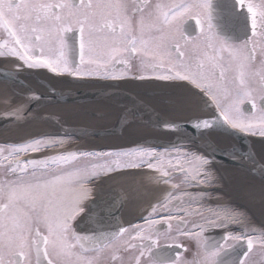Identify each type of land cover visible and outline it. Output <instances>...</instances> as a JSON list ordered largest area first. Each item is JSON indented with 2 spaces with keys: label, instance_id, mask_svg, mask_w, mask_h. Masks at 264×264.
<instances>
[{
  "label": "snow or ice",
  "instance_id": "snow-or-ice-1",
  "mask_svg": "<svg viewBox=\"0 0 264 264\" xmlns=\"http://www.w3.org/2000/svg\"><path fill=\"white\" fill-rule=\"evenodd\" d=\"M236 2L246 7L251 36L241 47L222 49L228 53L227 66L216 54L212 36L203 35L197 43L192 34H186L183 21L187 17L195 20L197 28L202 24L197 10L206 5L197 0L154 6L136 4L132 11L140 14L138 35L133 33L128 6L121 0H0V57L18 61V68L46 69L54 77L187 81L208 97L218 114V119L191 117L194 128L209 130L222 122L241 133L264 137V59L259 68L253 64L257 50L264 57V0ZM146 7L150 9L147 13ZM69 33L78 34V59L68 42ZM189 41L193 43L191 56L183 47ZM137 57L144 71H132L130 61ZM116 65L123 66L119 74ZM230 71L234 76L229 80L226 73ZM157 87L167 90L184 85L163 83ZM162 95L161 105L172 106L169 97L176 93L164 91ZM245 101L254 115L246 116L241 110ZM203 103L207 105V101ZM141 106L142 101L134 102L129 112ZM20 114L19 108L13 113ZM165 127L177 125L166 123ZM69 138L67 133L41 134L0 147V165L7 161V173L16 177L0 181V198L5 200L0 203V264H31L33 253L36 264H99L101 254L117 243L125 251L139 253L132 255L128 264H146L145 255L150 264H181L179 253L174 259L159 258L156 254L161 237L178 236L197 242L198 252L186 264H217L216 258L225 249V243L210 242L204 233L209 228L228 229L234 224L246 231L240 235L229 233L223 240L246 239L248 251L238 264H250V254L257 245L264 250V230L250 234L256 229L246 213L206 205L212 193L204 190V186L218 183L207 155L190 153L176 145L159 149L139 143L106 150L54 151L62 148ZM29 154L44 155L29 157ZM79 160L96 163L72 169L70 166ZM144 169L158 173L149 176L150 181L170 185V189H165L167 194L151 205V211L143 218L144 225H130L131 232L120 227L118 231L98 235H79L73 231V221L84 212V202L92 197L91 182L102 181L117 172L142 176ZM50 170L58 171L49 176ZM177 180L178 183L174 182ZM160 223L167 224L169 233L175 228V236L161 233L157 227ZM137 240L142 243H132ZM175 247L181 245L176 243Z\"/></svg>",
  "mask_w": 264,
  "mask_h": 264
},
{
  "label": "bare ground",
  "instance_id": "bare-ground-1",
  "mask_svg": "<svg viewBox=\"0 0 264 264\" xmlns=\"http://www.w3.org/2000/svg\"><path fill=\"white\" fill-rule=\"evenodd\" d=\"M9 72L12 77L23 81V84H16L14 86L10 84H4L5 82H0V115L2 121L7 120L6 118H3V114L7 115L6 113H8L9 110L16 108L22 103L21 101L24 100L22 94L25 93V87L31 88L38 95H44L45 93L49 94L51 91L59 92L61 90H71L76 92L83 90V93H85V90L91 91L99 87L105 89L110 87L106 81L98 79L95 80L96 82H89L87 80L88 83H79V86L78 84L69 86L67 83L64 84V82L57 79H52L51 81L46 79L44 80V78L40 75L36 76L37 78L33 76H25L23 71L19 69H13ZM126 87L132 89L130 86ZM14 89L16 92L13 91ZM157 89L159 90V93L161 91L173 93L171 89L161 90L157 87H150L147 90L139 88L138 86H135L134 90L124 91L130 93L134 100L142 101L143 107H148L150 111L162 119L179 121V119L184 120L195 116V113L190 107L191 103H189L186 98H183L180 94H176L174 97H169L173 101L172 106H162L160 100L164 97L162 94H156ZM151 90H153L154 93L150 92ZM85 94L87 96L91 95L89 93ZM19 96L22 97L20 98ZM67 97L68 96H66L65 101L63 100L62 102H52L45 104L36 110V112L40 114L59 118V120H62L61 122H64V124L69 127V130L72 128L73 131L77 132V136L68 135L70 138L67 139L65 145L62 148H58L54 151H77L80 149L101 150L102 148V150H106L110 148H118L123 145H129L131 143H133V145L139 143L148 147L163 149L171 148L172 146L169 147L166 144L174 143L176 141L175 134L168 131L153 129L147 125L137 124L131 121L125 123H123V121L118 122V120H120V118L123 119V116L125 115L124 112L126 109L123 106L109 102L107 103L105 101H97L94 103L89 101L74 102L73 100H67ZM2 124L3 122L0 123V125ZM124 129H127V131H123ZM93 131H97L98 133L93 134ZM211 131H214V133H211V136L206 133L207 131H204V135L206 136L207 140H211L213 144L222 150H229L227 152L231 155L238 156L239 147L232 136L220 130ZM59 132L58 125L52 122L41 123L37 121H28L25 123H6L0 128V143L3 145H10L12 143L25 142V140L27 141L28 139H31L37 135H57L53 133ZM152 140L154 141L153 145L150 143ZM176 146L183 149H188V151L191 150L189 151L190 153H197L194 151V148H197L200 152H203V155H207L202 149L190 143H181L177 144ZM248 151L250 152L252 158L264 164V146H261L257 143L248 142ZM40 155L44 154H29V157ZM29 157H22V159H27ZM210 160L212 159L210 158ZM212 163L214 164L213 161ZM229 163L230 164L227 163L220 166H216V164H214L216 167L210 164L211 171L216 176L218 183L212 187L204 186V190L212 193V198L208 199V205L207 203L206 205L214 209L222 210L226 207V211L244 212L249 217V214L245 211V208L248 207V202H250L249 199H256V195H259V200L264 204L263 182L260 176H256L255 174H252L245 169L232 164L231 162ZM6 164L7 161H5L3 165ZM144 173H148V177L158 175L148 169H144L143 174ZM131 178L133 179V186L138 188L137 191L133 192L130 188V185H132L130 182L132 180ZM135 179L137 180L134 181ZM147 181L148 182H144L143 175L139 177H132L122 173H116L115 175L103 177L102 181L91 182L89 187H92V189L97 187L106 189L110 187L111 189L109 190L111 192H116L118 195L123 193L127 199V204L124 208L122 219L126 224L127 222L129 223L131 221L136 222L137 212H146L149 210L153 202H156L157 200L159 201L164 195H166L165 192L167 191H165V189H170L168 185V187H163L162 184H157L156 181H150L149 179H147ZM147 187L150 188L146 189ZM162 190L165 192H161ZM195 190L197 191L199 189H192V191ZM94 192L95 191H93L92 197L94 196ZM226 193L230 194H227L229 195L227 198L224 197V194L226 195ZM233 198L241 200L242 203L245 201V208L241 205V203H239L240 205H235ZM90 199L85 201V204L83 205L84 212H82L76 218L74 226H76L77 222H82L84 213L86 211L85 205L90 201ZM257 202L252 201L253 208L256 209V212L262 213V215H264V209L261 212L257 210V207H259ZM251 214L253 215V213ZM161 215H164V213H161ZM249 218L252 222V228L256 229L255 232H250V234L253 235L255 233V235H257L260 231L264 230V224L261 225L259 222H257V224L252 221L251 217ZM239 226L240 225L235 224L231 225L228 228V234L232 231V235H239ZM222 230L223 229L209 228L206 231L208 232L207 235L209 241H214L213 235H216L217 231L222 233ZM244 230L246 231L245 228ZM206 232L204 233V236H206ZM239 241H245L247 247L246 239H241ZM247 251L248 249H246V252Z\"/></svg>",
  "mask_w": 264,
  "mask_h": 264
},
{
  "label": "water",
  "instance_id": "water-1",
  "mask_svg": "<svg viewBox=\"0 0 264 264\" xmlns=\"http://www.w3.org/2000/svg\"><path fill=\"white\" fill-rule=\"evenodd\" d=\"M72 46L76 50V45L72 44ZM75 54L77 57V51ZM0 82H5L4 84H10L14 86L16 84H23V81L12 77L9 71L2 69H0ZM71 82L78 84L88 83L87 80L79 79H72ZM106 83L110 85V87L107 89L99 87L91 91L85 90V93L91 94L89 96L83 93V90H79L77 92L71 90H61L59 92L51 91L49 94L45 93L44 95H38L31 88L25 87V93L23 92L24 94H22L24 98V100L21 101L22 103L16 108L9 110V114H3V118H6L7 120L2 121L0 115V123L3 122V124L0 125V128L6 123H25L28 121H37L41 123L52 122L58 125L60 131L59 133L53 134L63 135L64 133H67L69 136H77V132L73 131L72 128L69 130V127L65 125L64 122H62L61 126L60 122L62 120H59V118L40 114L36 112V110L45 104L52 102H62L63 100L65 101L66 96H68L67 100H73L74 102L89 101L94 103L97 101H105L107 103L109 102L123 106L126 109L123 119L120 118L118 122L123 121V123H125L131 121L137 124L147 125L153 129L164 130L173 133L176 136V141L174 143L166 144L167 146L171 147L172 145L181 143L193 144L202 149L212 159L216 166L227 163L230 164L229 162H231L232 164H235L236 166L245 169L256 176H260L264 185V174H262L264 173V164L252 158L250 152L248 151V138H250V136L237 130H233L224 125L222 122L218 126L209 129L223 131L235 139L239 147L238 156L231 155L227 152L229 150H222L213 144L211 140H207L206 136L204 135V131L208 130H197L192 126L190 118L184 120L179 119V121L165 120L150 111L148 107L145 108L143 106L135 109L133 112H129V109L132 108L133 103L138 102V100H134L130 93L124 91L117 84L108 81H106ZM13 91L16 92L15 89ZM22 96L19 97L21 98ZM37 97H39V99H37ZM201 97V103L204 106V109L212 113L211 118L218 119V114L216 113L215 107L211 104V101L208 99V97L205 95H201ZM203 101H207V105L203 103ZM17 108L21 109V114L13 115ZM166 123L175 124L177 127L166 128ZM97 131H93V134H97ZM153 142L154 141L152 140L150 143L153 145ZM109 189L111 188L109 187L106 189H101L97 187L95 189L94 196L85 205L86 211L84 213L82 222L76 223L75 232L77 234L98 235L100 232L118 231L120 227L125 226L124 220L122 219V214L127 204V199L123 193L118 195L116 192H111ZM207 234L208 232H206L205 237L208 239ZM223 237L224 235L219 231L216 232V235H213L214 241L221 243L224 241ZM246 249L247 247L245 241L237 242L231 247L224 249L220 253V255L216 258L217 264H238V261L246 252Z\"/></svg>",
  "mask_w": 264,
  "mask_h": 264
},
{
  "label": "flooded vegetation",
  "instance_id": "flooded-vegetation-1",
  "mask_svg": "<svg viewBox=\"0 0 264 264\" xmlns=\"http://www.w3.org/2000/svg\"><path fill=\"white\" fill-rule=\"evenodd\" d=\"M75 2H78V0H75ZM121 2L127 4L128 6L127 15L131 18L133 33L138 35L139 34L138 21L140 20V14L134 13L132 11V9L136 6V4L141 3L149 6H154L157 3L172 4L176 2H181V0H121ZM185 2H191V0H185ZM197 2L201 5H206V7H200L197 10V15L202 21L201 27L197 28L195 24V20L192 17H187L183 21V27L186 30V34L187 32L192 34V38L196 40L197 43L200 42L199 38H202L203 35L212 36L213 37L212 44L216 50V54L223 58L222 63H224V65L227 66L228 53L226 51H222V49L227 47H231V48L241 47L244 44L245 39L251 36L250 20L248 17L246 7H241L240 5H238L236 0H197ZM254 2L259 3V0H254ZM149 10L150 9L146 7L145 13H147ZM77 35H78L77 33H69L68 42L69 44L76 45L77 59H78V45L76 43ZM145 35L147 36L148 33H145ZM0 36H2V33H0ZM183 47L186 54L191 56L193 52L192 41H189V43ZM209 51L211 52L212 49H209ZM262 59H264V57H261L259 50H257L256 58L253 61L255 67L259 68ZM18 63H19L18 61H15L11 57H0V69L2 70L12 71L13 69L14 70L19 69L23 71L25 76H29V77L33 76L37 78L36 76L40 75L44 78V80L46 79L51 81L52 79H57L64 82V84L67 83L69 86L78 84L71 82L72 79H75L73 77H69V76L54 77L53 74L49 73L46 69L30 70L27 69L26 67L18 68L17 67ZM130 63L133 72L144 71V68L142 67L140 59L138 57L132 58ZM115 69L117 71V74H119V72L123 71V66L116 65ZM233 76H234V72L230 71L226 73V77L229 80ZM86 80L91 82V81H95L96 79H86ZM98 80L113 82L118 86H120V88H122L123 90H128V91L134 90L135 86L148 90V88L150 87L155 88L157 87V85L163 83H175V84L184 85L183 88H172L171 90L173 93L182 95L183 98H186V100L189 103H191L190 107L195 113L194 117L198 116V117L211 118V116H209V111L204 109V106L201 103V99H202L201 95H205V94L200 92L198 88H195L187 81L162 82V81H154V80L140 81V80H131V79L115 80V81L105 80V79H98ZM126 86H130L132 87V89H129ZM150 92L154 93L153 90H151ZM162 92L163 91L159 93V90L157 89L156 94L161 95ZM193 93H195V95H193ZM259 104H260V100L259 98H257V105H258L257 113L259 112ZM240 108L246 116L250 114L254 115V113H252L251 105L247 101L241 104ZM206 133H208V135L211 136L212 135L211 133H214V131L208 130ZM244 134L250 136V138H248L249 143H257L261 146H264V137H261L259 135L253 136L248 133H244ZM0 159H2V157H0ZM5 166L6 165H0V170H2L1 168ZM2 180H6V176L3 177L0 175V181ZM0 199H2V201L4 202L3 198ZM157 202L158 200L153 203H157ZM150 211H151V207L146 212H141V211L137 212L136 222H132V221L129 223L127 222L124 227L128 228L129 231L131 232L132 229L130 228V225L132 224L144 225L143 218L147 216L148 212ZM162 216L163 215H161V217ZM74 225H75V220L73 221V231H75ZM157 227L160 229L161 233H168L169 235L175 236V228H173L169 233L167 224L160 223L159 225H157ZM41 231L46 233V229L43 226H41ZM127 237H128V233H125L124 238ZM72 242L75 243V241ZM132 243L140 244L142 242L137 240V241H132ZM176 243H179L181 247L176 248L175 247ZM197 252H198L197 242H193V238L187 236H178L175 237L174 239H164L163 237H161L159 241V246L156 249L157 256L159 258H164V259H170V258L174 259L176 257V254L179 253V259L181 261V264H186V262H191L193 260L194 255ZM113 254L115 255L116 259H113ZM138 254H139L138 252L133 253L131 249L125 251L123 247L119 243H117L114 246V248L105 250V252L101 254L99 264H128L129 258L132 255H138ZM89 255H95V254L90 253ZM143 259L146 262V264H150L147 255H145ZM31 264H36L34 253L32 254L31 257Z\"/></svg>",
  "mask_w": 264,
  "mask_h": 264
},
{
  "label": "rangeland",
  "instance_id": "rangeland-1",
  "mask_svg": "<svg viewBox=\"0 0 264 264\" xmlns=\"http://www.w3.org/2000/svg\"><path fill=\"white\" fill-rule=\"evenodd\" d=\"M18 99V98H17ZM20 100V99H19ZM99 128V127H98ZM26 141V140H25ZM19 143H22V142H19ZM19 143H12V144H19ZM132 145H133V143H131ZM4 146H6V145H3V144H1L0 143V147H4ZM80 148V147H79ZM119 148V147H118ZM103 149V148H102ZM101 149V150H102ZM80 150H82V149H80ZM89 150V149H88ZM99 150V149H98ZM186 150H188V149H186ZM78 151V150H77ZM189 151H191V150H189ZM194 151H196L197 153H199V154H202L203 152L201 151H199L197 148H194ZM7 153L5 152L4 153V155H6ZM100 162H102V161H100ZM92 163H96V161H89V160H79V161H77V162H75V163H73L70 167L72 168V169H76V168H85V167H90V165L92 164ZM212 166H215L213 163H212V160H211V163H210ZM216 167V166H215ZM2 170H0V175L1 176H6V180H8V179H15L16 177L15 176H11L9 173H7V171H6V167H2L1 168ZM218 169V168H217ZM217 169H215V170H217ZM53 171H58V170H50L49 172H48V175L49 176H51L52 174H53ZM142 172H143V170H142ZM119 172H117V174H118ZM155 173V172H154ZM116 173H112V174H110V175H115ZM147 174L148 173H144L143 174V177H144V182H148L147 181V179H148V176H147ZM155 174H158V173H155ZM137 177H139V176H137ZM132 179V178H131ZM137 179H135L134 181H136ZM131 182V184L132 185H130V188H131V190L134 192V191H137V187L136 186H133V179L130 181ZM174 182H179L178 180L177 181H174ZM157 183V182H156ZM103 184V183H102ZM158 184V183H157ZM161 185V184H160ZM162 186L163 187H170V185H168V186H166V185H163L162 184ZM156 187V186H155ZM258 187V186H257ZM150 188V187H149ZM148 187L146 188V189H149ZM154 188V187H153ZM95 189L96 188H93V191H95ZM163 189V188H162ZM166 191V190H165ZM165 191H161V192H165ZM196 191V190H195ZM137 193V192H136ZM166 194H167V192H165ZM227 194H229V193H226V195L224 194V197H226L227 198V196H229V195H227ZM258 196V197H257ZM259 195H256V199H253V198H251V199H249V201L250 202H248V204H247V206L248 207H244V205H245V201H243V203H242V201L241 200H238V199H235V198H233L234 200H233V202L235 203V205H238L239 203H241V205L245 208V211L249 214V217H251V219H252V221H254L255 223H257V222H259V224H264V215H262V213H259V212H256L255 210L256 209H254L253 208V203H252V201H258L259 200ZM153 201V200H152ZM152 201H150V202H152ZM208 199H207V201H206V203H207V205H208ZM4 202H5V200H4ZM0 203H3V201H2V199H0ZM258 204H259V207H257V210L258 211H262L263 209H264V204H263V202L262 201H258L257 202ZM84 204H85V202H84ZM83 204V205H84ZM153 204H155V203H153ZM82 205V206H83ZM240 205V204H239ZM250 207V208H249ZM226 207L224 208V209H222L223 211H226ZM253 209V210H252ZM251 213H253V215L251 214ZM258 224V223H257ZM240 228V229H239ZM239 228H238V231H239V235L242 233V232H245V230H244V227H242V226H239ZM228 229H223V231H222V234L225 236V235H227L228 234ZM236 231V230H235ZM232 232V231H231ZM230 232V233H231ZM241 232V233H240ZM232 234V233H231ZM253 235H255V233L253 234ZM193 242H196V240L195 239H193ZM224 243H225V246H228V247H231L232 245H234V244H236L237 243V241H235V240H228L227 242H225V241H223ZM242 259H245V257L243 256V258ZM250 264H264V250H262L260 247H259V245H257L256 247H255V250H254V253H252V254H250Z\"/></svg>",
  "mask_w": 264,
  "mask_h": 264
}]
</instances>
